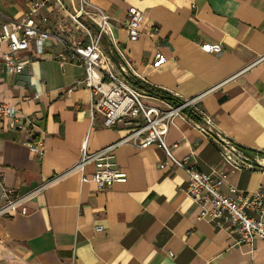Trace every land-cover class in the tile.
Masks as SVG:
<instances>
[{"label":"crops","instance_id":"0c3cea01","mask_svg":"<svg viewBox=\"0 0 264 264\" xmlns=\"http://www.w3.org/2000/svg\"><path fill=\"white\" fill-rule=\"evenodd\" d=\"M8 1L12 11L5 13L20 17L28 0ZM52 1L40 10L51 26L63 18ZM87 1L109 15L111 35L103 49L112 48L118 58L114 40L131 62L132 80L164 90L179 103L194 98L188 107L198 122L208 117L219 135L264 154V0ZM130 7L143 14L136 39L123 25ZM201 42L219 43L221 50L204 51ZM62 51L60 43L46 40L38 54L30 42L19 53L20 72L0 71L3 100L15 105L19 116L13 127L0 117V174L18 192L71 167L85 139L86 150L93 152L143 121L121 118L103 126L91 109V89L75 84L84 77L82 64L69 59L60 65ZM182 114L165 134L176 157L189 154L205 173L228 170L226 183L246 192L264 184V171L225 166L215 132H201L195 119L183 109ZM27 139L41 142V155L29 149ZM112 153L125 181L97 190L89 162L87 180L79 172L61 176L27 201L26 213L1 215L0 264H264V240L235 244L230 224L217 226L201 216L185 192L187 173L157 142L122 143Z\"/></svg>","mask_w":264,"mask_h":264},{"label":"built area","instance_id":"2783aa9c","mask_svg":"<svg viewBox=\"0 0 264 264\" xmlns=\"http://www.w3.org/2000/svg\"><path fill=\"white\" fill-rule=\"evenodd\" d=\"M49 1L28 0L20 17L9 16L0 9V71L20 72L24 64L19 53L26 50L30 42L38 54L43 52L46 40L58 42L63 46V51L57 55L60 65L69 59L82 64L84 77L75 84L83 82L91 89V109L99 112L103 126L111 127L121 118L140 117L143 122L115 143L93 152L86 150L85 139L79 158L71 167L28 191L18 192L6 185L0 174V216L15 212L26 213L27 201L61 176L79 172L81 180H87L84 167L89 162L94 165L89 179L94 182L97 190L110 187L116 181H125L127 174L116 166L113 148L122 143L142 146L157 142L164 149L167 159L187 173L185 192L200 206L201 216L207 217L217 226H222L225 222L230 224L231 232L235 234V244L252 246L257 239L264 240V184H259L251 192L239 189L226 183L228 170L202 172L195 162L188 160L189 154L176 157L165 141L169 122L175 116H183L182 109L192 104L194 98L173 105L147 88L135 84L129 74L130 71L133 72L131 62L113 39L118 58L112 48L103 51L101 41L111 35L109 15L103 10L89 4L87 0H77L69 12L65 11L62 0H53L54 7L62 16L69 17V25L67 27L64 20L56 19L51 26L48 16L40 14V10ZM142 18L143 14L138 8L130 7L127 10L123 25L131 39L142 35ZM87 20L94 26L89 27ZM199 46L207 52L217 53L221 50L219 43L201 42ZM159 55V52H155L156 57ZM140 83L147 84L143 81ZM0 117L6 119L9 127H13L14 121L19 118L17 107L6 103L1 92ZM192 123L203 133L212 135L215 132L208 117H204L201 122L192 120ZM214 134L225 166L231 170L264 171V154L251 152L216 132ZM25 143L34 153L42 154L41 142L27 139ZM164 164L162 162L160 167ZM101 228V225L95 226V229Z\"/></svg>","mask_w":264,"mask_h":264},{"label":"trees","instance_id":"16d2710c","mask_svg":"<svg viewBox=\"0 0 264 264\" xmlns=\"http://www.w3.org/2000/svg\"><path fill=\"white\" fill-rule=\"evenodd\" d=\"M87 25H88L89 27L94 26V25H93L92 23H90L88 20H87ZM134 82H135V84H137V85H139V86L141 85V86H143L144 88H147L151 93H153V94H155V95L161 97L162 99H165V100H173L174 103H175V102H176V103H179V102H180L179 99L174 98L173 96L169 95V94H168L166 91H164V90H161V89H159V88L153 87V86H151V85H149V84H141L138 80H135ZM183 112H185L186 114H188L189 116H191L193 119L196 120V118H195L196 113H195L191 108H189L188 106H186V107L183 108ZM196 121H197V120H196ZM31 141L34 142V140H31Z\"/></svg>","mask_w":264,"mask_h":264},{"label":"rangeland","instance_id":"374dc122","mask_svg":"<svg viewBox=\"0 0 264 264\" xmlns=\"http://www.w3.org/2000/svg\"><path fill=\"white\" fill-rule=\"evenodd\" d=\"M62 2L64 3V6H65V8H66V10L65 11H69V12H71L72 11V0H62ZM9 3H11L12 4V2L11 1H8V2H6V0H0V9L1 8H3V9H1V10H3L4 12H6V13H10L11 11H12V8L11 9H9V7H8V5H9ZM59 14H60V16H61V18H62V20L64 19H66V21H64L65 22V25H67V27H68V25H69V23H68V20H69V17L68 16H62V13L61 12H58ZM103 41H104V39H102V41H101V46H102V48H103ZM103 51L105 52V50L103 49ZM143 122V121H142Z\"/></svg>","mask_w":264,"mask_h":264},{"label":"water","instance_id":"95a60500","mask_svg":"<svg viewBox=\"0 0 264 264\" xmlns=\"http://www.w3.org/2000/svg\"><path fill=\"white\" fill-rule=\"evenodd\" d=\"M204 120V118H202V121Z\"/></svg>","mask_w":264,"mask_h":264}]
</instances>
